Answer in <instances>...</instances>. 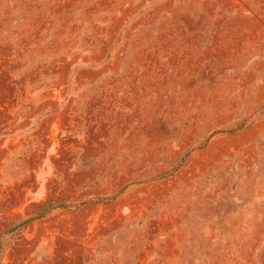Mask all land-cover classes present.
<instances>
[{
    "label": "rangeland",
    "instance_id": "1",
    "mask_svg": "<svg viewBox=\"0 0 264 264\" xmlns=\"http://www.w3.org/2000/svg\"><path fill=\"white\" fill-rule=\"evenodd\" d=\"M0 264H264V0H0Z\"/></svg>",
    "mask_w": 264,
    "mask_h": 264
}]
</instances>
